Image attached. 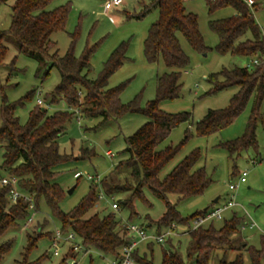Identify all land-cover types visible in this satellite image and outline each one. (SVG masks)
Here are the masks:
<instances>
[{"label": "trees", "instance_id": "16d2710c", "mask_svg": "<svg viewBox=\"0 0 264 264\" xmlns=\"http://www.w3.org/2000/svg\"><path fill=\"white\" fill-rule=\"evenodd\" d=\"M54 1H15L11 26L0 33V64L7 52L3 39L10 34L15 38L20 52L35 56L39 60V72L44 71V75H48L51 67L59 69L61 81L50 96L52 102L65 100L70 108L80 109L89 117L101 116L104 121L120 117L127 111L139 110L149 120L126 138L123 153L128 156L121 159L100 183L90 179L87 194L71 210L64 211L61 203L66 197V190L58 182L63 174L58 167L89 159L95 154V150L89 147L82 148L78 154L63 152L60 148V137L65 133L67 123L75 115V110H57L48 114L47 108L38 104L30 111L27 122L22 123L17 109L33 98L35 90L15 102H8L3 94L0 106V177L15 176L19 189L33 197L36 211L45 203L50 215L60 223L59 228L62 231H74L78 235L83 246L80 251L96 250L103 255H111L113 259H119L122 247L129 242V234L121 218L114 212L102 215L93 211L99 202L100 190L108 195L127 193L119 202L120 209L130 210V218L138 215L135 208L137 198L149 203L144 190H150L165 205L162 217L153 221L159 229L168 228L173 222L189 227L194 217L203 213L200 211L183 217L176 203L170 199L171 194L177 195L178 200L201 195L212 182L205 166H198L201 159L200 148L191 150L169 172L161 175L162 170L187 142L189 130L186 131V139L180 144H169L163 148H159V145L175 127L192 118L189 111L167 112L161 108L163 102L175 100L181 95L182 70L190 64V58L182 48L178 34L181 33L198 51H206L208 47L199 28L198 16L187 11L185 0H154L159 7V18L152 24L145 39V55L150 62L162 59L168 70L158 75L156 98L149 101L145 108L136 106V102L126 104L120 99L121 89L110 87L109 79L127 57V43L123 42L112 52L97 77H89L92 71V49L87 48L78 57L75 55L73 41L66 54L61 56L57 50L53 51L56 43L50 36L55 31L65 29L72 9V0L51 7ZM206 2L210 12L227 6L236 12L232 16L210 22L211 29L219 37L217 48L220 53L249 57L264 55V35L252 10L257 3L250 6L244 0ZM207 80L213 84L214 91L230 86H237L238 91L229 106L210 109L197 121V135L209 136L229 126L254 96L255 107L247 131L242 137L229 141L226 145L231 150L257 145L255 129L260 116L259 106L264 98V63L250 68L236 66L223 69L211 74ZM125 171H128V175H125ZM11 189V185L0 183V263L11 246L10 241L1 242L2 235L11 227L26 223L31 214L29 201L24 197L16 202L10 199ZM44 220L49 223L47 218ZM240 223L241 217L234 214L220 228L211 224L192 230L189 233L187 251L189 262L210 264L216 247L235 248L233 235L240 229ZM43 226H40L42 230ZM45 234L50 232H27L28 245L21 264H40L47 257L45 253L36 260H29L31 251ZM53 235L54 233L50 234L52 238ZM80 251L75 252L70 246L58 264H77L74 260ZM251 252L252 264H261L264 248H252ZM134 259L140 264H154L146 256L140 257L136 249ZM189 262L185 261L178 250L169 249L164 250L161 264H190ZM220 264H243V260L238 256L232 261L223 259Z\"/></svg>", "mask_w": 264, "mask_h": 264}, {"label": "rangeland", "instance_id": "374dc122", "mask_svg": "<svg viewBox=\"0 0 264 264\" xmlns=\"http://www.w3.org/2000/svg\"><path fill=\"white\" fill-rule=\"evenodd\" d=\"M15 1L0 0V33L11 26L12 7ZM106 1L72 0V9L65 29L55 31L50 36V39L56 43L53 51L57 50L62 56L69 50L73 41L75 55L78 57L82 56L87 48L92 49L93 54L90 59L92 71L89 77L95 78L103 70L112 52L126 42L127 57L121 67L110 76L109 86L121 89L120 99L123 103L136 102V106L145 108L149 101L156 98L158 75L168 70L162 59L158 62H150L145 55V39L152 24L159 18V7L154 0H124L121 5L108 10L105 7ZM65 2L66 0H55L51 7ZM256 3L252 10L264 35V0H256ZM185 6L187 11L198 16L199 28L208 48L203 52L198 51L181 33L178 34L182 48L190 58V64L182 70L181 95L175 100L163 102L161 108L167 112L189 111L192 118L175 127L168 138L159 145V148L169 144L178 145L186 139V131L189 130L187 142L162 170L161 175L169 172L191 150L200 148L201 159L198 166H205L212 182L201 195L178 200L177 195L171 194L170 199L176 203L180 214L187 217L204 211L207 207L213 208L215 204H225L234 194L236 205L228 209L222 219L209 221L205 225L213 224L216 228H220L234 214L241 217L240 229L233 235L235 248L216 247L210 264H220L223 259L232 261L238 256H241L243 264H252L251 249L264 248V98L259 106L260 116L256 122L257 145L255 146L231 150L226 145L227 142L242 137L247 131L255 107L254 96L233 123L221 131L209 136H198L196 123L210 109L229 106L232 97L238 91L237 86L214 91L213 84L207 78L223 69L244 67L248 63H253L254 58L262 59L260 63H264V55L249 57L219 52L217 48L219 37L211 29L210 22L236 14L232 7H222L210 12L206 0H185ZM3 42L7 52L3 63L0 64V106L3 102V94L8 102H15L35 90L33 98L27 101L25 106L17 109L20 121L27 122L30 111L38 105V98L44 100L42 107L47 108L48 114L57 110H75V115L67 123V129L60 137V148L63 152L76 154L84 147L95 150V154L89 159L58 167V170L63 171L58 182L66 190L61 208L69 211L89 190L91 180L87 178V174L99 176L100 179L108 175L121 159L128 156L127 153H123L126 138L149 118L139 110L127 111L120 117L104 121L101 116L89 117L80 109L70 108L65 100L52 102L50 96L61 81L59 69L53 66L49 74L44 75V71H38L39 60L35 56L20 52L12 35L7 34ZM50 66L49 63L48 67ZM108 150H111L114 156L107 155ZM75 171H82L84 174L77 179L74 177ZM244 171L248 173L247 181L241 182L239 187L232 191L230 185L237 183ZM125 175H128V171H125ZM74 186L73 192L69 193V189ZM144 191L149 203L137 198L135 208L138 215L135 217L130 218V210L127 208H112V201L124 199L127 193L108 195L100 190V193L106 196L99 200L93 211H98L102 215L114 212L122 222L129 221L144 225L149 234L164 232L167 228L159 229L153 221L162 217L165 205L150 190ZM218 197L219 200L215 203ZM45 218L49 223L44 220ZM252 221L256 223L255 228L249 227ZM40 226H43V230ZM59 226L58 220L50 215L47 205L43 203L41 209L35 211L32 224L25 227V222H22L19 226L9 228L2 235L1 242L10 241L11 246L0 264H21L28 245V231L41 230L52 235ZM185 226L178 223L177 234L167 237L162 243L154 240L139 242L136 247L138 255L146 256L154 264H161L164 250L176 249L185 261L189 262L187 251L190 238L189 235L183 234ZM50 234L40 237L29 255V260H36L45 253L47 257L40 264H58L62 260L70 244L61 245L60 254L54 255ZM112 258L111 255L90 250L80 251L76 261L77 264H110ZM134 264L140 263L135 261ZM190 264L195 263L192 261ZM261 264H264V258Z\"/></svg>", "mask_w": 264, "mask_h": 264}, {"label": "built area", "instance_id": "2783aa9c", "mask_svg": "<svg viewBox=\"0 0 264 264\" xmlns=\"http://www.w3.org/2000/svg\"><path fill=\"white\" fill-rule=\"evenodd\" d=\"M124 0H107L105 3V7L107 9H111L113 7H117L123 3ZM246 3L250 6L256 3V0H244ZM262 61V59L254 58L253 63H248L246 66L248 68L253 67L254 65L259 64ZM37 103L40 105H44V100L42 98H38ZM107 155L114 156V153L111 150L107 151ZM82 171H76L74 174V177H81L83 176ZM247 172L244 171L240 175V180L230 185V189L234 191L237 187H239L241 182L247 181ZM88 179H92L97 183L101 182V179L99 176H92L90 174H87ZM0 183L3 185H11L12 189L10 191V199L13 202L18 201L20 198L24 197L27 201H29V210L31 211V214L28 217V220L25 223V227L32 224L34 222V213L36 211L35 202L33 200V197L29 194L24 193L19 189L17 186L18 179L15 176H3L0 177ZM103 191V190H101ZM104 192V191H103ZM105 193V192H104ZM102 192L99 193V200L104 198ZM113 199V198H112ZM113 209H119L120 208V202L119 201H112L111 203ZM236 205L235 201V195L233 194L231 199L222 205L215 204L213 208H208L203 211V213L198 214L194 217L192 220V224L186 228L185 233L189 234L192 230L205 225L209 221H213L215 219H222L224 216V213L230 209L231 207ZM123 226L126 227L128 234H129V242L125 244L121 249V258L117 259L114 258L110 261V264H134V251L137 247V244L141 241L146 240H154L156 242L162 243L166 240L167 237H170L171 235L177 234V227L178 224L176 222H173L171 225L168 226V228L161 233L157 234H149L146 230V228L142 224L133 223V222H122ZM244 227V226H243ZM250 228H255L256 223L251 222L249 223ZM53 248H54V255L60 254V246L69 243L70 246L74 249L75 252H78L82 250V245L79 241L78 235L74 231H62L61 228H57L54 232L53 238H52ZM74 262L77 263L76 260Z\"/></svg>", "mask_w": 264, "mask_h": 264}, {"label": "water", "instance_id": "95a60500", "mask_svg": "<svg viewBox=\"0 0 264 264\" xmlns=\"http://www.w3.org/2000/svg\"><path fill=\"white\" fill-rule=\"evenodd\" d=\"M74 188H75V186H74V187H72L71 189H69V191H68V192H69V193H72V192H73V190H74ZM218 200H219V197L215 199V203H217V202H218ZM206 209H208V207H207Z\"/></svg>", "mask_w": 264, "mask_h": 264}, {"label": "crops", "instance_id": "0c3cea01", "mask_svg": "<svg viewBox=\"0 0 264 264\" xmlns=\"http://www.w3.org/2000/svg\"><path fill=\"white\" fill-rule=\"evenodd\" d=\"M108 10H109V9H108ZM187 227H188V226H185V230H186ZM185 230H184L183 234H184V235H189V234H186V233H185ZM112 259H113V258H112ZM112 259H111V260H112Z\"/></svg>", "mask_w": 264, "mask_h": 264}]
</instances>
